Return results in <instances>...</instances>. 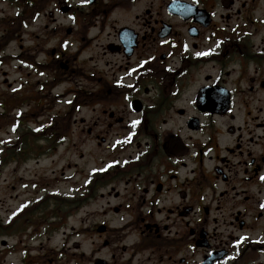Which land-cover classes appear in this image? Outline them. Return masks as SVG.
Wrapping results in <instances>:
<instances>
[{"label":"flooded vegetation","instance_id":"1","mask_svg":"<svg viewBox=\"0 0 264 264\" xmlns=\"http://www.w3.org/2000/svg\"><path fill=\"white\" fill-rule=\"evenodd\" d=\"M0 135V264H264V0H0Z\"/></svg>","mask_w":264,"mask_h":264},{"label":"rangeland","instance_id":"2","mask_svg":"<svg viewBox=\"0 0 264 264\" xmlns=\"http://www.w3.org/2000/svg\"><path fill=\"white\" fill-rule=\"evenodd\" d=\"M0 137H3V135H0ZM6 176L5 175H3L1 178H0V189H5V178ZM1 193H3V190H2V192Z\"/></svg>","mask_w":264,"mask_h":264},{"label":"snow or ice","instance_id":"3","mask_svg":"<svg viewBox=\"0 0 264 264\" xmlns=\"http://www.w3.org/2000/svg\"><path fill=\"white\" fill-rule=\"evenodd\" d=\"M135 123V122H134Z\"/></svg>","mask_w":264,"mask_h":264}]
</instances>
